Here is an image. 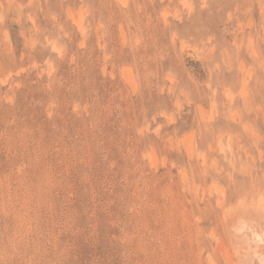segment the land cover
Here are the masks:
<instances>
[{
  "label": "rangeland",
  "instance_id": "rangeland-1",
  "mask_svg": "<svg viewBox=\"0 0 264 264\" xmlns=\"http://www.w3.org/2000/svg\"><path fill=\"white\" fill-rule=\"evenodd\" d=\"M244 200L264 0H0V264H238Z\"/></svg>",
  "mask_w": 264,
  "mask_h": 264
},
{
  "label": "bare ground",
  "instance_id": "bare-ground-1",
  "mask_svg": "<svg viewBox=\"0 0 264 264\" xmlns=\"http://www.w3.org/2000/svg\"><path fill=\"white\" fill-rule=\"evenodd\" d=\"M226 210L224 220L233 252L219 244L221 252L228 260L235 257L238 264H264V202L244 200ZM210 261L215 264L213 259Z\"/></svg>",
  "mask_w": 264,
  "mask_h": 264
}]
</instances>
